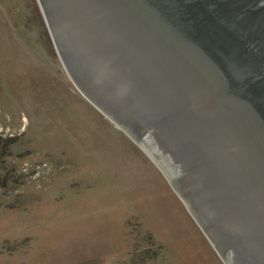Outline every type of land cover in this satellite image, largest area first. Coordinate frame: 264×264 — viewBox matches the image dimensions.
<instances>
[{"label": "water", "instance_id": "1", "mask_svg": "<svg viewBox=\"0 0 264 264\" xmlns=\"http://www.w3.org/2000/svg\"><path fill=\"white\" fill-rule=\"evenodd\" d=\"M39 1L77 84L225 264H264V0Z\"/></svg>", "mask_w": 264, "mask_h": 264}, {"label": "rangeland", "instance_id": "2", "mask_svg": "<svg viewBox=\"0 0 264 264\" xmlns=\"http://www.w3.org/2000/svg\"><path fill=\"white\" fill-rule=\"evenodd\" d=\"M0 264H225L147 150L77 84L39 0H0Z\"/></svg>", "mask_w": 264, "mask_h": 264}, {"label": "trees", "instance_id": "3", "mask_svg": "<svg viewBox=\"0 0 264 264\" xmlns=\"http://www.w3.org/2000/svg\"><path fill=\"white\" fill-rule=\"evenodd\" d=\"M147 239H149L150 242H152L151 240H152L153 238H152V236H148ZM147 252H149V250H148ZM150 257H151L150 255H147V260H148Z\"/></svg>", "mask_w": 264, "mask_h": 264}]
</instances>
